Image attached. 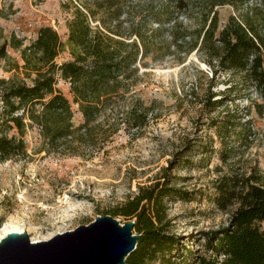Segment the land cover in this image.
I'll list each match as a JSON object with an SVG mask.
<instances>
[{"label":"rangeland","instance_id":"1","mask_svg":"<svg viewBox=\"0 0 264 264\" xmlns=\"http://www.w3.org/2000/svg\"><path fill=\"white\" fill-rule=\"evenodd\" d=\"M201 1L180 10L168 0H0V115L1 93L37 78L40 64L30 57L25 65L22 51L40 28H52L66 43L79 10L93 30L138 46L136 71L127 73L133 86L109 102V141L101 151L82 145L75 154L47 152L37 130L28 129L26 156L0 160V238L17 226L33 243L48 241L111 216L140 187L167 181L188 196L165 199L164 231L178 243L155 264H193L196 255H212L205 234L226 226L235 209L212 204L215 182L250 174L264 181V99L240 74L213 72L199 54L185 57L184 47L177 48L195 39ZM217 12L220 26L234 14L228 5ZM70 59L64 48L55 63ZM55 89L72 101L68 82L57 77ZM72 111L78 126L77 105ZM1 135L19 137L15 130Z\"/></svg>","mask_w":264,"mask_h":264},{"label":"trees","instance_id":"2","mask_svg":"<svg viewBox=\"0 0 264 264\" xmlns=\"http://www.w3.org/2000/svg\"><path fill=\"white\" fill-rule=\"evenodd\" d=\"M168 1L180 10L193 5L192 0ZM227 5L234 14L220 26L217 9ZM198 6L196 37L177 48L184 47L185 57L196 52L213 72L240 74L264 99V0H202ZM121 47L130 50L120 52ZM64 48L71 59L57 65L55 59ZM137 54L135 42L124 44L93 30L79 10L68 24L66 43L52 28H40L36 41L22 51L25 65L30 57L40 64L35 67L37 78L31 85H15L1 93L0 160L26 156L28 129L37 130L47 152L75 154L82 145L92 154L101 151L109 141V102L121 87L133 86L126 81L127 73L136 71ZM57 77L69 83L71 102L55 89ZM72 104L83 118L78 126L73 123ZM10 130L19 137L1 135ZM168 186L166 181L140 187L134 197L107 213L134 221L138 240L125 264H155L177 246V239L164 231L165 199H184L188 193ZM214 191L210 201L216 209H235L226 226L205 234L204 248L212 255H196L193 264H264V181L254 174L222 176Z\"/></svg>","mask_w":264,"mask_h":264},{"label":"water","instance_id":"3","mask_svg":"<svg viewBox=\"0 0 264 264\" xmlns=\"http://www.w3.org/2000/svg\"><path fill=\"white\" fill-rule=\"evenodd\" d=\"M133 227L106 215L48 241L12 232L0 240V264H125L138 240Z\"/></svg>","mask_w":264,"mask_h":264},{"label":"bare ground","instance_id":"4","mask_svg":"<svg viewBox=\"0 0 264 264\" xmlns=\"http://www.w3.org/2000/svg\"><path fill=\"white\" fill-rule=\"evenodd\" d=\"M22 231L23 230L20 227L14 226L11 228V230L6 231V233L4 235H7V234L12 233V232L22 233ZM0 239H2V236Z\"/></svg>","mask_w":264,"mask_h":264}]
</instances>
